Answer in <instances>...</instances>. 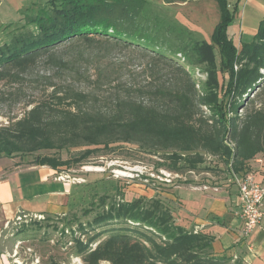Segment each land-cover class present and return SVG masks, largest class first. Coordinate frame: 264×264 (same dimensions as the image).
I'll use <instances>...</instances> for the list:
<instances>
[{"label":"trees","instance_id":"1","mask_svg":"<svg viewBox=\"0 0 264 264\" xmlns=\"http://www.w3.org/2000/svg\"><path fill=\"white\" fill-rule=\"evenodd\" d=\"M213 1L220 16L211 42L184 38L185 31L169 27L165 37L152 35L154 28L145 22L157 0H57L27 18L37 32L21 33L0 47V82L17 83L42 67L45 86L22 118L0 128V154L85 148L69 160L35 157L34 166L58 171L127 144L161 154L170 173L185 171L182 162L188 171L208 169L200 166L210 155L223 160L232 176L250 174L254 159L264 156V108L250 97L264 88V17L253 40L239 49L228 29L240 0L234 8L229 0ZM166 41L172 44H159ZM116 50L138 56L119 57ZM140 61L147 75L143 82L126 75ZM195 68L206 74L205 81L195 78ZM220 73L227 75L225 89ZM221 89L223 95L233 94L228 106ZM100 201L102 210L92 222L78 223L77 230V216H64L63 227L51 224L64 239L71 237L84 264H243L214 255V237L176 224L172 209L159 198ZM33 222L39 231L50 227ZM109 224L118 227L102 238L105 232L96 229ZM20 228L18 236L29 231L28 224Z\"/></svg>","mask_w":264,"mask_h":264},{"label":"rangeland","instance_id":"2","mask_svg":"<svg viewBox=\"0 0 264 264\" xmlns=\"http://www.w3.org/2000/svg\"><path fill=\"white\" fill-rule=\"evenodd\" d=\"M52 1L57 0H0V47L10 43L13 37L21 33H36L37 28L28 25L27 18L38 15L42 10L50 9ZM157 1L148 8L149 21L145 22V26L149 30L154 28L152 35L157 33L156 36L165 37L168 33L164 30L169 27L178 33L182 30L185 31L184 38L193 36L200 41L205 39L211 42L220 16L215 1ZM179 16H181L180 19ZM255 17L257 16L252 13L250 15L248 12L244 24L247 25L249 19L254 20ZM260 20L261 18L255 19L257 26ZM178 21L187 28L180 25ZM241 27L243 28L241 20L236 19L228 29L230 37L234 39L239 49H241L242 42L249 43L253 40L249 34L243 35L241 33ZM142 37L150 38L147 32H144ZM143 42L147 43L145 40ZM159 44L168 46L172 44V41L159 42ZM216 55L219 64L218 49H216ZM116 56L133 57L138 56V54L116 50ZM177 58L182 62L184 61L183 57ZM144 67V61L131 64L126 71L127 77L143 82L147 76L143 72ZM43 71L44 68H37L17 83L0 82V128L7 126L9 122H15L22 118L25 112L30 109L28 103L40 98L45 86V82L42 83L43 80L40 79ZM194 75L197 80L205 81L206 79V74L202 72L201 68H195ZM219 78L224 87L227 83V75L220 73ZM232 95H223L221 89V97H223L225 105L228 106L231 103ZM250 97L256 100L255 106L257 108H264V88L262 91L254 92ZM239 112L240 114L244 113L243 110H239ZM83 149L85 148L40 151L32 155L15 154L13 157L0 154V168H3L4 173L13 170H36L38 167L34 166L33 161L38 155L56 156L62 160H69ZM162 158L161 154L151 155L136 145L123 144L101 151L83 165L72 168L62 167L58 171L52 170L49 174L51 175L49 183L53 185V188L50 186L49 190L56 192L57 213L46 214L40 217L41 219L19 218L11 221L10 224L1 226L0 248L3 253L8 254L18 264H84L82 259L75 254L73 243H70L71 237L64 239L59 231L53 229L51 224L56 223L63 227L62 219L64 216H68L70 220L73 216H77L79 222L73 223L75 224L73 225L74 230H77L78 223L92 222L96 213L102 210V202L100 201L102 197L107 198L109 202H118L123 199L132 201L138 198L146 200L159 198L164 203L170 204L172 200L169 194H172L176 186H203L205 184L211 187H224L226 185L233 187L236 185L230 167L223 160L213 156L205 155V163L200 168L208 169H199L200 172L188 171L185 164L180 163L179 166L185 170L181 174L170 173L165 170L166 168L163 167H167L168 163ZM254 163L263 165L264 156L258 155L254 159ZM255 167L252 168L251 164L252 173L260 170L256 165ZM173 203L175 204V202ZM93 204L99 206L94 208ZM60 209L63 212H58ZM47 215L50 216L48 221H42L48 217ZM53 216H61V219L53 218ZM33 221H41L44 226L50 225V227H45L39 231L35 228ZM23 223L28 224L29 231L18 236L17 232ZM116 227L118 224H109L98 227L96 232L104 231L102 238H106ZM82 238L86 239L84 236Z\"/></svg>","mask_w":264,"mask_h":264},{"label":"crops","instance_id":"3","mask_svg":"<svg viewBox=\"0 0 264 264\" xmlns=\"http://www.w3.org/2000/svg\"><path fill=\"white\" fill-rule=\"evenodd\" d=\"M237 1L239 0H229L231 7L234 8ZM247 11L250 15L252 13L257 16L255 19L262 20L264 0H240L238 5L235 20H241V33L253 38L259 24L257 26L254 18L249 19L247 25L244 24ZM251 164L252 168L256 165L260 170L250 174L256 182H264V164H255L254 161ZM0 169V230L1 226L19 218L39 219L46 214L57 213L56 192L49 190L50 186L53 188L49 183V174L52 172L49 167H38L30 171L13 170L8 173H4L3 168ZM235 182L233 187H211L205 184L176 186L172 194H169L175 204L171 201L167 205L173 211L176 224L189 231H200L214 237V255L232 256L233 260H240L243 264H264V217L258 229L248 237H243L238 185L236 180ZM0 264L18 263L0 248Z\"/></svg>","mask_w":264,"mask_h":264},{"label":"built area","instance_id":"4","mask_svg":"<svg viewBox=\"0 0 264 264\" xmlns=\"http://www.w3.org/2000/svg\"><path fill=\"white\" fill-rule=\"evenodd\" d=\"M234 179L238 185V206L243 220L242 234L248 237L262 223L264 217V182H256L252 174L242 179L236 175Z\"/></svg>","mask_w":264,"mask_h":264}]
</instances>
